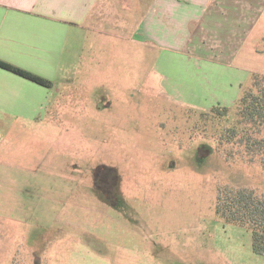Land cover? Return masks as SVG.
Masks as SVG:
<instances>
[{
	"label": "rangeland",
	"instance_id": "374dc122",
	"mask_svg": "<svg viewBox=\"0 0 264 264\" xmlns=\"http://www.w3.org/2000/svg\"><path fill=\"white\" fill-rule=\"evenodd\" d=\"M243 27L218 61L242 75L228 94L191 49L95 39L65 106L0 147V264H264L251 231L216 213L220 188L264 198V128L228 130L234 94L264 76V11ZM197 80L204 95L184 100Z\"/></svg>",
	"mask_w": 264,
	"mask_h": 264
},
{
	"label": "crops",
	"instance_id": "0c3cea01",
	"mask_svg": "<svg viewBox=\"0 0 264 264\" xmlns=\"http://www.w3.org/2000/svg\"><path fill=\"white\" fill-rule=\"evenodd\" d=\"M263 11L264 0H0V60L52 82L45 86L0 66V147L41 130L51 112L65 106L81 71L90 69V61L83 62L86 49H94L99 37L128 39L132 33L143 43L191 49L206 71H221L228 94L230 81L242 75L218 61L228 51L235 56L243 43L239 39L234 49L241 23H248L247 34ZM205 33L224 36L219 41ZM199 83L187 84L180 96L204 95L207 86Z\"/></svg>",
	"mask_w": 264,
	"mask_h": 264
},
{
	"label": "trees",
	"instance_id": "16d2710c",
	"mask_svg": "<svg viewBox=\"0 0 264 264\" xmlns=\"http://www.w3.org/2000/svg\"><path fill=\"white\" fill-rule=\"evenodd\" d=\"M0 66L39 84L52 86L51 81L7 62L0 60ZM241 94L236 103L237 121L228 129L234 136L240 132L239 129L243 125L253 123L264 128V76L255 77L252 86L244 89ZM228 111L229 108L221 105L214 106L210 110L213 114ZM244 130L245 128L242 127V131ZM244 136H247V133H244ZM216 213L227 223L250 230L253 252L264 255V198L246 188H220L216 201Z\"/></svg>",
	"mask_w": 264,
	"mask_h": 264
},
{
	"label": "flooded vegetation",
	"instance_id": "af4514ba",
	"mask_svg": "<svg viewBox=\"0 0 264 264\" xmlns=\"http://www.w3.org/2000/svg\"><path fill=\"white\" fill-rule=\"evenodd\" d=\"M97 177H99V176H97Z\"/></svg>",
	"mask_w": 264,
	"mask_h": 264
}]
</instances>
